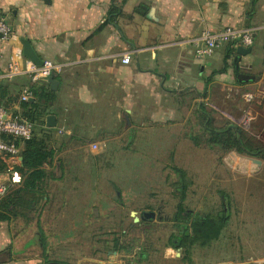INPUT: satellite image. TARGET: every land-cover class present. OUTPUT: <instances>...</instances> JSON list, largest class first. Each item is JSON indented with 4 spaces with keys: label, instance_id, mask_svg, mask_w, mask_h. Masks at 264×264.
I'll return each mask as SVG.
<instances>
[{
    "label": "crops",
    "instance_id": "crops-1",
    "mask_svg": "<svg viewBox=\"0 0 264 264\" xmlns=\"http://www.w3.org/2000/svg\"><path fill=\"white\" fill-rule=\"evenodd\" d=\"M0 17L13 30L9 40H0V85L7 88L3 101L16 111L22 110L19 101L23 87L50 86L45 80L34 83L27 73L5 77L13 61L25 68L31 60L23 53L25 39L42 60L50 59L61 67L55 75L59 83L54 90V107L59 113L64 108H94L107 100L118 116L126 112L138 118L146 116L150 123H185L195 106L200 113L205 106L210 126L224 128V118H228V128L235 129L240 125L235 113L243 110V119L248 118L251 125L248 131L264 142V0H0ZM229 26L252 31L253 44L244 46L252 47L250 52L239 54L235 60L238 47L243 45L227 42L211 57H197L195 39L206 31ZM125 55L131 56L129 63L122 61ZM242 75L255 79L240 81ZM32 98L30 101H35L34 95ZM50 114L57 116V126L50 128L60 129V116ZM72 116L67 118L72 124L81 122L76 113ZM98 117L92 113V122L101 124ZM61 130L66 133L65 140L82 134L72 128ZM53 149L57 153L62 146ZM21 157L0 153L4 160L0 161V186L7 190L22 186V176L16 170L22 165ZM238 158L235 155V164ZM253 164L259 170L260 166ZM226 211L227 222L218 238L203 244L216 249L218 256L194 264H264V220L262 230L255 225L250 237L245 224L233 226L227 207ZM68 216L58 213L51 218L52 236L73 234L75 225ZM65 219L70 221L61 222ZM23 221L16 216L0 221V264H125L93 258L89 246L40 244L39 236L41 242L45 236L43 225L38 221L32 227ZM15 228L24 241L12 244ZM33 229L35 234L29 233ZM167 250L175 251L166 248L152 264L177 263L168 260ZM59 252L60 257L56 256ZM140 256L144 261L148 257L144 252ZM139 260L129 264L151 262Z\"/></svg>",
    "mask_w": 264,
    "mask_h": 264
},
{
    "label": "rangeland",
    "instance_id": "rangeland-1",
    "mask_svg": "<svg viewBox=\"0 0 264 264\" xmlns=\"http://www.w3.org/2000/svg\"><path fill=\"white\" fill-rule=\"evenodd\" d=\"M239 103L242 107L241 97ZM51 105V111L62 120L61 128H50L36 120L35 133L49 138V147L61 145L62 149L44 166L47 176L43 195L35 201L19 186L6 190L3 196L21 191L12 216L22 217L23 223L32 227L39 221L45 231L42 242L39 236L40 244L89 246L91 257L125 264L141 259V252L148 257L139 261L149 260L152 264L166 248L175 250H167L168 260H177L175 264L201 263L218 256L216 249L203 246L202 239L180 240V205L187 211L210 215L226 211L227 207L232 225L239 227L243 222L246 235L253 237L255 225L262 230L264 157L238 150L233 141L225 145L224 136L216 137L225 128L207 123L205 106L202 113L195 106L185 123H150L146 116L138 118L126 112L115 115L107 100L94 108H64L60 113L55 104ZM220 111L223 113V108ZM74 113L80 118L79 124L67 119ZM92 113L99 116L101 124L92 122ZM235 117L240 120L239 128L250 129L243 110ZM213 127L221 130L214 131ZM63 128L82 134L75 140H65L66 133L60 132ZM235 155L239 157L237 164ZM251 158L263 161L259 170H255ZM58 213L69 215L67 219L70 217L76 226L73 234L52 236L51 218ZM135 216L139 219L135 220ZM67 219L61 222L70 221ZM18 231L19 228L12 230V244L24 241ZM44 250L50 257V249ZM61 255L59 252L56 256Z\"/></svg>",
    "mask_w": 264,
    "mask_h": 264
},
{
    "label": "trees",
    "instance_id": "trees-1",
    "mask_svg": "<svg viewBox=\"0 0 264 264\" xmlns=\"http://www.w3.org/2000/svg\"><path fill=\"white\" fill-rule=\"evenodd\" d=\"M6 89L4 84L0 85V105L13 114L20 113L34 123V134L31 139L24 142L23 150L20 153L23 156V162L21 166L16 167V170L22 176L21 191L29 192L33 199L37 201L43 195V182L47 176V171L44 166L54 160L56 151L53 147H49V138L39 137L35 133L36 120L46 124V116L53 112V109L51 111L50 108L53 106L51 104H54L56 101V92L50 89L48 83L39 86L32 85L31 90L35 101H19L22 106V110L19 112L9 107L8 102L3 101L6 95ZM17 99L18 97H16ZM230 122L228 118H224L225 131L216 134V137L224 136L225 145L233 141L238 150L250 155L264 157V142L243 128L238 130L228 128ZM239 130L241 131L240 133ZM21 191H13L14 193L12 192L7 197H3L0 203V221L9 220L14 215L15 207L19 203L18 195ZM179 211H182V223L179 226L180 232L182 233L180 240L184 237H190L192 240L202 239L204 242H208L218 238L228 218L227 211H222L217 215L193 213L192 211H187L183 205L179 206ZM172 245L175 247L180 246L176 243Z\"/></svg>",
    "mask_w": 264,
    "mask_h": 264
},
{
    "label": "built area",
    "instance_id": "built-area-1",
    "mask_svg": "<svg viewBox=\"0 0 264 264\" xmlns=\"http://www.w3.org/2000/svg\"><path fill=\"white\" fill-rule=\"evenodd\" d=\"M13 30L11 25L0 17V40L7 41L12 37ZM227 42H238L243 46H251L254 42L253 33L250 29H239L235 27H225L217 32H204L199 38L194 40L195 52L197 57H211L217 48ZM130 55L122 58L124 63H129ZM61 71V67L50 59L43 60L41 65L34 63L32 60L27 61L25 68H22L17 62L13 61L5 77L11 79L19 74H29L31 80L36 83L47 81L52 75ZM33 97L30 87H23L21 90V101H29ZM249 119L245 118V124ZM62 132V130H60ZM34 134V123L22 116L20 113L13 114L5 107L0 105V153L18 156L26 140L32 138ZM7 188L0 186V203Z\"/></svg>",
    "mask_w": 264,
    "mask_h": 264
},
{
    "label": "water",
    "instance_id": "water-1",
    "mask_svg": "<svg viewBox=\"0 0 264 264\" xmlns=\"http://www.w3.org/2000/svg\"><path fill=\"white\" fill-rule=\"evenodd\" d=\"M23 43H24V49H23L24 55L30 58L34 63L41 65L43 63V60L36 54L31 43L25 39L23 40ZM251 50H252V47H244V46L238 47V55L235 56V60H238L240 58L239 54L244 55L247 52H250ZM239 79L240 81H248V80L255 79V77L252 75H242V76H239ZM47 81L50 83L51 90H57L59 82L56 79L55 75L50 76ZM30 100H34V98H31ZM47 125L49 127L57 126V116L55 114H50L47 116ZM240 132L241 131L239 130V133ZM21 159L23 160V157H21ZM251 160L259 166L263 165V161L261 159L251 158ZM132 215H136V212L132 211ZM138 219L139 217L135 216V220H138Z\"/></svg>",
    "mask_w": 264,
    "mask_h": 264
},
{
    "label": "flooded vegetation",
    "instance_id": "flooded-vegetation-1",
    "mask_svg": "<svg viewBox=\"0 0 264 264\" xmlns=\"http://www.w3.org/2000/svg\"><path fill=\"white\" fill-rule=\"evenodd\" d=\"M131 214H132V212H131Z\"/></svg>",
    "mask_w": 264,
    "mask_h": 264
}]
</instances>
